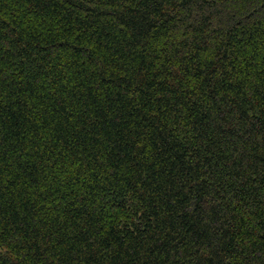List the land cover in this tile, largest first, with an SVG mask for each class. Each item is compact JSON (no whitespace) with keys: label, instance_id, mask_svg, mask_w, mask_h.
<instances>
[{"label":"trees","instance_id":"obj_1","mask_svg":"<svg viewBox=\"0 0 264 264\" xmlns=\"http://www.w3.org/2000/svg\"><path fill=\"white\" fill-rule=\"evenodd\" d=\"M0 264H264V0H0Z\"/></svg>","mask_w":264,"mask_h":264}]
</instances>
